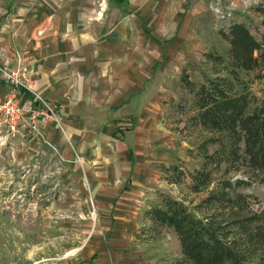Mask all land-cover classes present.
<instances>
[{"label":"crops","instance_id":"1","mask_svg":"<svg viewBox=\"0 0 264 264\" xmlns=\"http://www.w3.org/2000/svg\"><path fill=\"white\" fill-rule=\"evenodd\" d=\"M93 7L0 0V61L27 65L60 122H43L40 135L13 139L35 153L51 146L82 176L99 212L84 257L54 264H191L174 228L158 227L147 215L174 184L167 172L178 152L176 134L164 100L166 66L157 63L173 60L181 35L175 42L146 39L140 23L129 45L126 5L102 6L99 21L88 19ZM239 12L232 23L246 25L250 11ZM6 91L0 77V95Z\"/></svg>","mask_w":264,"mask_h":264},{"label":"rangeland","instance_id":"2","mask_svg":"<svg viewBox=\"0 0 264 264\" xmlns=\"http://www.w3.org/2000/svg\"><path fill=\"white\" fill-rule=\"evenodd\" d=\"M46 1L53 6L73 1L87 12L94 6L95 11L88 15L94 21L101 20L97 12L102 6L126 5L123 14L129 45L134 44L140 23L146 39L166 41L181 35L173 60L166 65L164 60L157 63L166 66L164 100L170 104L171 131L176 134L174 147L178 151L168 163L167 179L174 184L161 199L182 202L194 216L219 227L218 239L237 251L243 264H264V185L227 162L225 134L205 131L191 121L196 109L193 94L185 88L186 82L201 84L215 69L226 74L225 62L219 65L205 54L227 58L229 42L219 31L227 32L240 10L250 11L246 26L260 39L263 21L257 12L264 9V0ZM212 2H220L223 13L232 9L234 17L223 20ZM239 77L235 87H245L257 97L264 94V63L260 59L256 68L240 71ZM197 172L209 180L194 190L192 176ZM161 204L162 200L150 208ZM98 215L82 176L61 161L51 146L45 144L35 153L30 147H18L15 139L0 144V264H54L83 258V246L93 239Z\"/></svg>","mask_w":264,"mask_h":264},{"label":"trees","instance_id":"3","mask_svg":"<svg viewBox=\"0 0 264 264\" xmlns=\"http://www.w3.org/2000/svg\"><path fill=\"white\" fill-rule=\"evenodd\" d=\"M264 14V9H262ZM228 31L220 30L229 42L226 59L220 56L206 58L226 63V74L216 69L205 80L196 85L186 82L185 88L193 94L196 113L191 121L201 129L216 134H225L228 150L227 162L255 176L264 185V94L250 95L245 87H235L240 71L250 72L264 63V40L258 39L242 22H234ZM257 52V53H256ZM256 53V54H255ZM193 189L208 184L209 177L201 172L192 176ZM242 195L237 196L238 200ZM156 226H171L178 235L181 253L192 264H243L227 243L218 239L217 228L207 219L194 216L182 202L165 197L161 205L147 212Z\"/></svg>","mask_w":264,"mask_h":264},{"label":"built area","instance_id":"4","mask_svg":"<svg viewBox=\"0 0 264 264\" xmlns=\"http://www.w3.org/2000/svg\"><path fill=\"white\" fill-rule=\"evenodd\" d=\"M212 6L223 20L234 17L232 9L220 10V2H212ZM0 77L7 83V91L0 95V144L17 136L40 135L43 122L60 124L55 107L35 89L27 65L19 61L13 67L0 61Z\"/></svg>","mask_w":264,"mask_h":264}]
</instances>
